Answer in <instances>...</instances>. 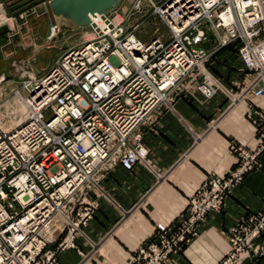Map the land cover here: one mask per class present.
<instances>
[{
  "label": "built area",
  "instance_id": "obj_1",
  "mask_svg": "<svg viewBox=\"0 0 264 264\" xmlns=\"http://www.w3.org/2000/svg\"><path fill=\"white\" fill-rule=\"evenodd\" d=\"M147 2L166 39L142 42L133 34L137 26L128 32L115 10L94 14L86 27L88 39L61 53L39 78L26 77L13 92L26 115L9 129L0 118V264H60L58 255L75 249V237L92 218L91 197L100 193L99 180L114 166L125 171L141 166L158 176L140 127L192 87L204 96L214 93L218 84L205 67L213 52L202 48L208 32L220 48L235 50L249 78L243 95L264 100V0ZM41 5L47 13L48 2ZM246 118L260 124V151L262 116L248 112ZM228 150L238 160L233 172L203 180L186 200L179 222L156 229L128 264L168 262L197 237L208 215L220 211L231 188L257 166L256 154ZM57 226L60 239L53 231ZM224 235L228 251L217 264L263 257L264 208L239 219Z\"/></svg>",
  "mask_w": 264,
  "mask_h": 264
},
{
  "label": "crops",
  "instance_id": "obj_2",
  "mask_svg": "<svg viewBox=\"0 0 264 264\" xmlns=\"http://www.w3.org/2000/svg\"><path fill=\"white\" fill-rule=\"evenodd\" d=\"M155 1L161 4L164 0ZM28 6L21 7V14L28 12ZM48 22L53 25L47 18L30 17L26 26L20 24L19 38L10 40L11 44L8 37L3 40L4 46L10 44L9 55L15 49V55L22 57L29 45L35 52L34 45L47 37ZM204 44V50L213 52L205 67L218 87L210 96L192 87L172 99L169 108H159L152 121L140 127L142 146L158 176L141 166L125 171L117 165L105 172L98 182L100 193L91 197L96 204L92 218L75 237V249L58 255L60 264H128L156 229L179 222L186 200L203 180L210 176L225 179L233 172L238 160L229 152L230 146L256 154L257 166L231 188L220 211L206 217L197 237L164 264H217L228 251L225 231L247 214L264 208L260 124L253 125L246 118L248 112L256 113L264 123V100L243 95L249 78L231 46L220 48L216 44L206 49ZM52 63L40 71L34 69V75L42 76ZM252 118L256 120L255 115ZM53 231L57 239L62 237L59 226ZM241 264H264V256H251Z\"/></svg>",
  "mask_w": 264,
  "mask_h": 264
},
{
  "label": "rangeland",
  "instance_id": "obj_3",
  "mask_svg": "<svg viewBox=\"0 0 264 264\" xmlns=\"http://www.w3.org/2000/svg\"><path fill=\"white\" fill-rule=\"evenodd\" d=\"M48 1L19 0L16 2L14 0H0V40L2 41L0 42L2 44L0 50V77H4V81L0 84V118L4 128L9 129L15 126L26 115L25 106L13 95L14 91H19L22 83L26 81V77L39 78L38 75H34V69L40 71L47 64L50 65L65 50L77 47L83 40L89 38L87 28L82 30L75 29L73 31H58L56 28L53 37L48 41L45 40V44L44 42H38V44L34 45L37 46L35 52H32L33 46L29 45L25 48L22 57L15 55V49L9 55L10 48L8 46L11 44L10 40L20 37V24L26 26L30 17L36 20L47 18L52 21L48 5L46 8L47 13L45 14L41 5L43 2ZM151 1L152 3L156 2L155 0ZM27 4L30 6L25 11L33 10L37 16L34 14H21L24 10H19ZM115 14L119 15L123 20L122 26L128 32L137 26L133 34L142 42H148L154 37L167 38V31L164 25L152 14V9L147 0H121L115 9ZM52 26L55 25L53 24ZM208 34L207 38L209 41L204 44L206 49L213 48L216 44L218 45V40L215 36L209 32ZM8 36L10 37V44L8 43L4 46L3 40L7 41L6 38ZM5 54L9 56L4 57ZM22 73H26V75L21 77ZM234 97V95H231L233 101L235 100Z\"/></svg>",
  "mask_w": 264,
  "mask_h": 264
},
{
  "label": "water",
  "instance_id": "obj_4",
  "mask_svg": "<svg viewBox=\"0 0 264 264\" xmlns=\"http://www.w3.org/2000/svg\"><path fill=\"white\" fill-rule=\"evenodd\" d=\"M121 0H49L52 22L58 31L82 30L89 26V17L104 15L117 8ZM47 24V34L50 29Z\"/></svg>",
  "mask_w": 264,
  "mask_h": 264
},
{
  "label": "bare ground",
  "instance_id": "obj_5",
  "mask_svg": "<svg viewBox=\"0 0 264 264\" xmlns=\"http://www.w3.org/2000/svg\"><path fill=\"white\" fill-rule=\"evenodd\" d=\"M49 17V16H48ZM91 20L94 19V17L90 16ZM50 21V19H49ZM55 32V29L52 28V25H50V29H49V33L47 34V36H52L53 33ZM57 33V32H56ZM56 35V34H55Z\"/></svg>",
  "mask_w": 264,
  "mask_h": 264
},
{
  "label": "trees",
  "instance_id": "obj_6",
  "mask_svg": "<svg viewBox=\"0 0 264 264\" xmlns=\"http://www.w3.org/2000/svg\"><path fill=\"white\" fill-rule=\"evenodd\" d=\"M232 48V47H231ZM233 49V48H232Z\"/></svg>",
  "mask_w": 264,
  "mask_h": 264
}]
</instances>
